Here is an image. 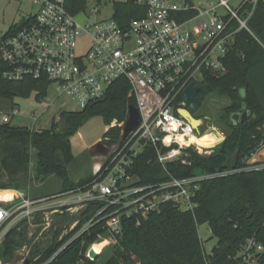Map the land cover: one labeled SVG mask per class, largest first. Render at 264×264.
I'll return each mask as SVG.
<instances>
[{"label": "built area", "instance_id": "built-area-1", "mask_svg": "<svg viewBox=\"0 0 264 264\" xmlns=\"http://www.w3.org/2000/svg\"><path fill=\"white\" fill-rule=\"evenodd\" d=\"M28 1L35 8L28 21L10 34L0 35V59L8 67L3 77L48 80L58 98H67L80 111L103 100L111 86L125 78L141 122L105 163L94 167L95 179L84 188L39 198L16 191L13 201L0 200V246L15 222L26 219L31 225L40 219L49 229L58 227L53 222L58 215L71 219L61 239L76 231L68 244L104 222L105 239L111 246L122 235L124 220L135 218L140 225L165 203L193 211L201 181L234 173L172 177L156 185L136 186L131 168L147 144L156 148L161 164L180 160L188 148L201 154L195 145H184L191 136H202L205 128L204 123L200 131L195 130L178 114L187 108L186 90L191 84L200 87L205 74L227 72L225 60L242 33L257 39L249 23L264 0H209L205 5H196L194 0H135L142 14L126 25L116 19V7L130 0H114L112 18L86 26L76 19L83 10L72 12L70 0ZM81 38L90 39L83 54L77 52ZM18 113L17 109L0 113V123L10 124ZM251 161L250 165L255 164ZM263 168L264 164L256 167ZM96 202L102 207L84 222L82 213ZM102 239L99 235L87 249L86 258ZM263 251L255 239L247 240L240 253L243 264H256L257 254Z\"/></svg>", "mask_w": 264, "mask_h": 264}, {"label": "trees", "instance_id": "trees-1", "mask_svg": "<svg viewBox=\"0 0 264 264\" xmlns=\"http://www.w3.org/2000/svg\"><path fill=\"white\" fill-rule=\"evenodd\" d=\"M84 5L83 0L69 2L74 13L83 10ZM140 11L143 9L135 0H130L117 5L115 17L121 25H126ZM249 27L258 40L242 33L225 60L227 72L220 76L205 74L200 85L202 102L213 94L230 100L222 117L230 129L223 143L210 155L185 149L180 160L166 164L159 162L156 148L147 144L131 168L136 186L156 185L172 177L187 179L225 171L234 173L201 181L195 198L197 207L193 211H183L172 203H165L140 225L135 218L124 220L123 233L116 237L117 243L108 251L110 254L103 264H243L240 253L247 240L255 239L264 247V168L256 169L264 162L249 164L264 148V2L258 6ZM18 28L12 27L8 34ZM7 70L0 59L1 99L13 102L33 92L37 93L38 100L47 96L48 80L12 81L3 77ZM131 105L136 106V99L130 95L128 81L122 78L111 86L103 100L82 111L61 112L60 120L53 121L50 129L15 128L0 123V179L8 178L13 182L0 189L24 192L32 181H44L50 176L62 182L58 194L84 188L95 176L91 174L78 182L71 179L69 169L76 160L71 137L93 117L100 116L108 127L101 143L112 147L122 140ZM244 105L250 112L249 119L239 126L232 125L231 116L242 113ZM204 134L203 130L202 136ZM162 149L163 152L168 150ZM34 150L37 159L32 177ZM101 207V203L90 204L82 213V220H91ZM70 220L64 217L57 223L58 233L54 231L50 241L31 247L29 223L26 219L20 221L6 234L0 246L2 260L12 262L29 246L31 264H98L107 251L96 261H90L85 253L97 242L99 235L107 236L104 222L68 244L76 231L63 239L61 236ZM39 222L41 220L36 219L34 224ZM202 225H209L213 238L218 241L210 254L206 253L199 236ZM256 264H264V251L257 254Z\"/></svg>", "mask_w": 264, "mask_h": 264}, {"label": "rangeland", "instance_id": "rangeland-1", "mask_svg": "<svg viewBox=\"0 0 264 264\" xmlns=\"http://www.w3.org/2000/svg\"><path fill=\"white\" fill-rule=\"evenodd\" d=\"M85 2L84 9L77 15V21L79 24L86 26L93 23L110 19L115 14L114 0H83ZM120 1V0H116ZM178 1V0H176ZM196 5H205L209 0H194ZM35 8L28 0H0V35H6L9 33L12 27L24 25L30 14L34 13ZM90 45L89 38H81L78 41L79 54H83L87 51ZM262 101L264 103V91L262 95ZM230 105V100L227 97H220L216 94L208 96L201 109L195 114V117L201 119L205 123L204 130L206 132L210 130H217L224 135L223 141L226 139L230 132L228 125H226L222 117L225 115V109ZM12 108L18 110V117L12 122V126L15 128L29 127L35 129H50L53 121L60 120L61 112H76L79 110L78 106L68 100L67 98H58L56 91L53 88L48 90L47 96L42 99H37V93L33 92L29 97H17L13 102L0 98V112H10ZM35 117H38V123L34 126ZM114 125V124H113ZM107 131L104 119L100 116H95L83 125L75 135L71 137V147L73 155L76 160L69 169L70 177L74 182H78L81 179L94 174V167L101 160L106 161L109 157L108 149L98 150L96 145L101 142L104 133ZM221 141L211 151H205L202 155H210L217 150L218 146L223 143ZM216 149V150H215ZM264 149V148H263ZM262 149V150H263ZM209 152V153H207ZM261 152V151H260ZM258 152V153H260ZM257 153V154H258ZM97 162V163H96ZM102 164V163H101ZM34 177V175L32 176ZM13 183L8 178L0 179V187L5 184ZM3 189H0V191ZM62 185L58 178L50 176L45 181H32L29 188L24 191L28 192L31 196H43L51 195L57 192H61ZM69 217L66 215H58L53 217L54 225ZM18 222H15V226ZM44 221L39 224L34 222L29 224V240L31 245L35 243H47L53 237V232L59 227H51L45 229ZM102 238H107L101 235ZM199 236L204 243V247L207 254H210L212 249L217 245V239L213 238L211 228L209 225H202L199 227ZM100 240V239H99ZM103 240V239H102ZM109 240V239H107ZM107 247L105 250V256L103 255L98 264H103L107 255L110 253L111 247ZM29 246L23 248L19 253L27 257L29 255ZM110 250V251H109ZM109 251V252H108ZM108 253V254H107ZM6 261L2 260L0 255V264H5ZM9 264H14L13 261ZM18 264H23L20 262Z\"/></svg>", "mask_w": 264, "mask_h": 264}, {"label": "water", "instance_id": "water-1", "mask_svg": "<svg viewBox=\"0 0 264 264\" xmlns=\"http://www.w3.org/2000/svg\"><path fill=\"white\" fill-rule=\"evenodd\" d=\"M200 93L201 88L197 85L191 84L186 90V95L184 99L187 108L180 109L178 111V114L184 119H186L191 124V126L197 131H200V128L204 124L203 120L195 117V114L201 109L203 105V102L200 98ZM249 117L250 112L246 110V107L244 105V110L242 113H235L231 116V124L239 126L241 123H245L249 119ZM140 122L141 115L138 108L135 105H131L128 109V118L125 123L122 140L119 143L108 148L100 142L96 145L95 148L103 150L108 149L109 157L112 156L121 147L122 143L127 140L129 136L136 130ZM103 160H101L99 163H105V161L103 162ZM99 255L100 253H97L94 249V246H92L87 253V258L90 261H96ZM10 262L11 261L7 260L5 264H9ZM20 262H23V264H31V260L29 257H25L21 253H18L14 258L13 263L18 264Z\"/></svg>", "mask_w": 264, "mask_h": 264}, {"label": "bare ground", "instance_id": "bare-ground-1", "mask_svg": "<svg viewBox=\"0 0 264 264\" xmlns=\"http://www.w3.org/2000/svg\"><path fill=\"white\" fill-rule=\"evenodd\" d=\"M224 135L217 131V130H210L206 132L203 136L197 137V136H191V138L184 143V145H195L199 152L205 153V151H211L216 147L217 144H219L221 141H223ZM184 142L183 138H181ZM168 142L171 141V139H167ZM216 150V149H215ZM209 153V152H207ZM16 192L11 190H1L0 191V200L10 202L13 201ZM110 245L109 240L105 239L100 241L94 246V249L97 253H102L106 247Z\"/></svg>", "mask_w": 264, "mask_h": 264}, {"label": "crops", "instance_id": "crops-1", "mask_svg": "<svg viewBox=\"0 0 264 264\" xmlns=\"http://www.w3.org/2000/svg\"><path fill=\"white\" fill-rule=\"evenodd\" d=\"M80 111V110H78ZM0 113H6V112H0ZM17 117H15L12 121H11V125H12V122L16 119ZM34 122V126H36V123H38V117H35L34 120H32ZM29 128V127H28ZM38 130H42V129H38ZM107 130H108V127H107ZM36 159H37V151L34 150L33 153H32V167H31V175L33 176L35 174V167H34V164L36 162ZM252 163H260V162H264V149L261 150L260 153L256 154L253 158H252ZM96 165H100V163L98 162ZM45 181V180H44ZM43 181V182H44ZM61 182V180H60ZM61 185H62V182H61ZM11 191H14L16 192V190H11ZM57 193H60V192H57ZM55 193V194H57ZM26 195H28L29 197L31 198H39V197H42V196H31V194L28 192ZM53 195V194H51ZM43 196H48V195H43Z\"/></svg>", "mask_w": 264, "mask_h": 264}, {"label": "flooded vegetation", "instance_id": "flooded-vegetation-1", "mask_svg": "<svg viewBox=\"0 0 264 264\" xmlns=\"http://www.w3.org/2000/svg\"><path fill=\"white\" fill-rule=\"evenodd\" d=\"M98 150L100 151V150H103V149H98Z\"/></svg>", "mask_w": 264, "mask_h": 264}]
</instances>
